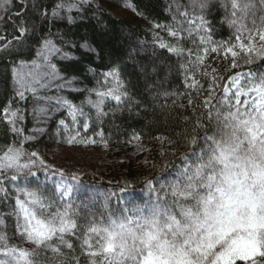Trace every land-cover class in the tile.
<instances>
[{
  "label": "snow or ice",
  "instance_id": "snow-or-ice-1",
  "mask_svg": "<svg viewBox=\"0 0 264 264\" xmlns=\"http://www.w3.org/2000/svg\"><path fill=\"white\" fill-rule=\"evenodd\" d=\"M20 3V10L13 12V0H0V22L7 18L16 33L11 39L0 33V53H16L18 46L37 35L38 27L53 22L76 23L74 11L83 20L93 0H58L51 13L39 0H31L30 5L26 0ZM29 6L31 16L27 15ZM213 9L222 10L225 14L222 22L234 29L228 40L213 39V20L209 19ZM260 11H264V0L254 3L190 0L187 7L176 6L174 26L152 23L153 30L163 28L172 38V42H165L153 31L154 45L177 57H186L187 63L178 65L185 86L204 90L202 104L211 134L206 132L203 136L199 162L183 169L181 178L169 185L164 198L158 197L151 204L125 207L119 213L108 210L99 218L89 213L82 227L79 221L84 217L80 209L66 200L71 196L70 186L63 189L57 186L60 200L65 201L62 206L54 205L53 199L38 189L29 191L17 187L12 197L7 183L35 177L37 172L33 169L42 168L47 172L52 166L39 152L26 150L25 142L37 136L24 135V129L17 126L25 120L24 110H11L9 101V106L3 109L5 122L13 136L22 139L0 148V195L5 200L14 199L12 211L7 215L15 216L16 235L32 247L11 244L7 233L0 231V264H264V15H257ZM138 15L148 19L143 13ZM56 35L59 43L52 39L50 29L38 37L36 55L49 71L22 74L17 67L12 69L15 97L24 100L30 92L37 100L45 102L44 106L32 110L37 123L53 119L62 109L73 125L78 126L83 120V128L87 130L93 119L102 120L109 115L104 111L106 100L114 101L120 109L139 107L135 93L129 88L131 81L121 78L118 67L102 73L104 83L112 81V87L85 89L89 95L80 104L66 97L37 96L39 89L53 85L57 90L71 89L77 83L76 77L68 79L60 74L56 65L50 63L52 56L59 54L63 59L76 60L73 51L77 48L98 55L87 40L80 43L65 39L59 30ZM185 40L192 41L195 51L180 46ZM209 53H222L224 59L230 55L233 70L240 67L242 59L247 71H234L223 77L213 68L204 89L192 69L198 67L202 75L208 76L205 60ZM130 58L147 90L156 96L172 95L166 90L160 91L170 69L165 72L164 65L155 60L141 63ZM32 64L41 67L35 60ZM23 65L24 61H20L18 66ZM89 71L94 70L89 68ZM85 106L94 110L95 116L86 112ZM201 126L198 120L196 127ZM59 128L68 129L66 119L58 121ZM31 131L43 134L45 129L37 127ZM78 137L79 131L66 142L74 143ZM133 138L139 139L138 134ZM188 142L196 145L197 137L189 138ZM59 174L64 175L62 170ZM72 179H76L75 175ZM147 184L152 187L151 180ZM4 227L5 220L0 216V229Z\"/></svg>",
  "mask_w": 264,
  "mask_h": 264
},
{
  "label": "trees",
  "instance_id": "trees-1",
  "mask_svg": "<svg viewBox=\"0 0 264 264\" xmlns=\"http://www.w3.org/2000/svg\"><path fill=\"white\" fill-rule=\"evenodd\" d=\"M122 1L129 2L135 12L145 14L148 19H143L138 15V20H129L127 18L116 16L112 13L111 7L122 6ZM31 3V0H26ZM43 3L51 13V8L58 0H39ZM189 5L188 0H114V4L109 0H93V3L84 13V19H79L77 14L76 23L68 24L66 21L38 27L37 35L28 39L23 46H18L17 52L13 54L0 53V148H4L7 144L16 140L19 143V137L13 136L9 131L10 126L5 122L3 109L9 106L11 101V109L16 107L25 108L14 93V78L12 69L14 64L20 61H32L37 55L39 48V36L45 35L49 29L53 33L52 39L59 43V36L56 35L57 30L63 33L65 39H71L74 42L83 43L89 41L97 50V54L86 52L81 48L73 51L78 59L76 60H52L59 72L68 77H76L79 83L86 89L104 90L112 87L113 82L104 83L102 73L111 67H118L121 70V78L125 81H131L129 88L135 93V99L139 101V107L126 106L122 109L117 108L114 101L106 100L104 111L109 113L102 120L93 119L90 127L84 133L85 136L92 137L98 144H106L112 148H125L133 141L141 143L153 144L158 139L165 140L169 146L163 157L164 160H158L156 156L147 162L120 164L121 171L118 173V183L110 184L99 180H83L79 179L83 185L95 184L105 192L110 191H127L133 196L131 203L138 204L139 200H143L142 191L148 186L147 181H157L161 178H168L175 170H178L185 164L186 158L191 157L196 151L203 147V136L207 132L211 134L210 122L204 115V107L202 101L205 92L200 88H187L183 82L181 70L178 68L180 63H187L186 57H177L154 45L153 31L165 42H172L167 32L162 28L159 30L152 29V23L161 25L174 26L173 16L176 15V6ZM98 6V7H97ZM20 0H13V12L20 10ZM181 11L184 8L180 9ZM191 13L192 9H188ZM255 10V9H254ZM197 14H199L197 12ZM2 15V13H0ZM27 15L31 16L32 11L29 6ZM224 12L222 10L213 9V13L209 19L213 20V39L215 41L228 40L233 35V29L224 20ZM259 15H264V11H260ZM15 20V16L12 17ZM179 20L180 17L176 16ZM0 33L7 34L8 39L15 35L12 23L7 18L0 22ZM184 48H192L195 51L191 40H185L181 45ZM69 50L68 48H65ZM70 51V50H69ZM141 63H148L155 60L157 63L164 65V71L168 72L163 80L164 90L172 93L165 97L163 94L156 96L154 92L146 89L142 76L139 75L137 68L133 66V60ZM208 76L202 75L200 69L193 68L196 80L207 88L208 82L212 74V69L217 70V74L227 77L234 71L247 70L240 61V67L233 70L231 63L219 62L218 57L214 53H209L205 60ZM255 67H259L256 65ZM89 68L94 71H89ZM164 73H162V76ZM152 83V81H148ZM221 91L217 89V93ZM89 95V91H81L78 93L70 92L68 97L74 103L80 104ZM96 99L95 95L91 97ZM189 100L192 103H189ZM88 112L95 116V111L85 106ZM28 116V115H26ZM200 121L201 127H196V122ZM31 128V120L27 119L24 123L26 131ZM139 139H134L135 135ZM197 137V144H190L189 138ZM33 144H27L25 147L29 150ZM166 150V149H165ZM171 150V151H168ZM156 157V158H155ZM186 157V158H185ZM153 160V161H152ZM151 162V163H149ZM154 162V163H152ZM48 173L56 174V171L49 170ZM117 179V178H116ZM79 200L86 199L89 194L86 189L78 188L75 190ZM134 201V202H133ZM100 207H104L99 202ZM91 207V206H88ZM100 213V212H99ZM89 210L81 207L80 215L84 220L79 221L80 225L85 226L88 218ZM107 214V213H103ZM243 264V262H238Z\"/></svg>",
  "mask_w": 264,
  "mask_h": 264
},
{
  "label": "rangeland",
  "instance_id": "rangeland-1",
  "mask_svg": "<svg viewBox=\"0 0 264 264\" xmlns=\"http://www.w3.org/2000/svg\"><path fill=\"white\" fill-rule=\"evenodd\" d=\"M114 4V0H109ZM190 3V0H188ZM250 3H254L255 0H248ZM122 6L110 8L112 13L116 16L127 18L129 20H138L139 17L135 12L133 6L127 1H122ZM253 11H255L253 9ZM78 13L75 11L72 13L73 16H77ZM65 16L68 15L67 12L64 13ZM259 15V12H257ZM77 19V17H76ZM80 19V18H79ZM234 33V29H233ZM84 50V49H83ZM64 51H69L64 48ZM74 55V54H73ZM219 62L231 63V56L229 55L228 59H224L223 55H217ZM36 61L37 64L41 65L40 68H36L32 61ZM32 61H24L23 67H19V62L14 64L13 67H17V70L22 74H27L29 72H45L50 69L45 66V62L38 57ZM52 60H65L61 55L57 54L50 58V63ZM242 60V59H241ZM65 78H72L65 76L60 73ZM56 83H62V81H57ZM14 89H15V80H14ZM72 89H79L72 90ZM86 87L82 86L79 83L77 78V83L72 85V88H64L62 90H57L55 85L47 89H39L37 96L39 97H68L70 92L78 93L85 90ZM19 100V99H18ZM22 104H25V108L16 107L17 109L24 110L25 120L22 123H19L17 126L24 129V123L27 122V119L31 120V128L28 131L24 129V135H36L37 139L32 141H26L25 145L33 144L31 149L26 150L37 151L44 158L45 162L48 165L52 166L53 171H56V174H51L45 172L42 168L33 169L37 172L35 177H29L24 179L23 177L16 181L14 184L7 183L9 193L12 197L16 195L15 189L22 188L26 190H39L44 196L53 199V203L56 206H62L65 201L60 200V193L57 190V186L60 189H63L65 186L71 187V196L66 198L74 205V207L81 209V207L87 208L89 213H94L97 218L101 214L107 213L108 210L112 212L119 213V211L125 207L131 208L134 205H148L157 200L159 197L161 200L165 196L169 185L175 183L181 178V172L185 168L194 167L200 159V150L196 151L192 157L186 159L185 165L181 166L178 170H175L172 174L168 175V178H161L157 181L152 182V187L147 186L146 190L142 191L143 200L138 204L130 202L133 199V196L127 191H114L105 192L99 186L95 184L83 185L80 183L79 179L87 180H99L104 181L110 184L118 183V173L121 171L120 164L124 162L128 165L134 163H148L153 156H156L158 160H164L161 156L167 151L169 144L163 140L158 139L153 144L141 143L140 141H133L125 148H112L106 144H98L93 140L92 137L85 136L84 133L87 131L83 128V120H81L80 125H73L71 118L67 117L64 110H60L54 115L53 119H49L46 122L37 123V119L32 115V110L37 106H44L45 102L43 100H37L30 92L26 93V99L20 100ZM78 104V103H77ZM54 106V101H53ZM13 110V109H11ZM85 111L88 110L85 107ZM28 115V116H26ZM60 119H66L68 123V129L63 128L58 129V121ZM44 128L45 132L43 134L33 133L31 130L34 128ZM59 131V134H57ZM79 131L78 140L74 143H67V138L70 136L76 135ZM22 137H19V140ZM202 148V147H201ZM166 149V150H165ZM171 151V150H168ZM155 157V158H156ZM153 161V160H152ZM151 163V162H149ZM154 163V162H152ZM63 171L64 175L61 176L59 173ZM75 175L76 179L73 180L72 176ZM117 178V179H116ZM78 188L86 189V193L89 196L84 200H79L78 195L75 190ZM163 188L164 191H160ZM21 199H24L23 194H21ZM99 202H102L104 207H100ZM134 202V201H133ZM14 205V199L5 200L2 195H0V216L5 220L6 227L0 229L7 233L9 237V242L11 244H18L21 247H32L31 245L25 244L23 239L16 235L15 216L7 215L12 211V206ZM91 206V207H88ZM100 212V213H99ZM82 216V215H81ZM83 217V216H82ZM84 220V219H83Z\"/></svg>",
  "mask_w": 264,
  "mask_h": 264
}]
</instances>
